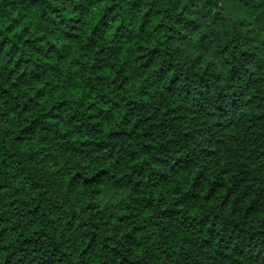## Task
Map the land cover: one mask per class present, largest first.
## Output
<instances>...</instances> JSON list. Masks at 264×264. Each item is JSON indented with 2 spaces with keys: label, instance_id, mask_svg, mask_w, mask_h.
<instances>
[{
  "label": "trees",
  "instance_id": "trees-1",
  "mask_svg": "<svg viewBox=\"0 0 264 264\" xmlns=\"http://www.w3.org/2000/svg\"><path fill=\"white\" fill-rule=\"evenodd\" d=\"M20 9L0 264H264V0H0V19Z\"/></svg>",
  "mask_w": 264,
  "mask_h": 264
},
{
  "label": "clouds",
  "instance_id": "clouds-1",
  "mask_svg": "<svg viewBox=\"0 0 264 264\" xmlns=\"http://www.w3.org/2000/svg\"><path fill=\"white\" fill-rule=\"evenodd\" d=\"M98 11H99V9H93V12H94V13H95V12H98ZM32 14H33V15H38V13H36L35 10H33V13H32ZM23 15H27V14L24 13L22 9H20V10H17L16 12L12 13L10 16H6V17L0 19V29H6V28H8L10 25H13V23H14V19H15L16 17L23 16ZM65 15H67V13H66ZM89 19H91V17H89ZM97 19H98V17H97ZM137 23H139V21H138ZM155 23H156V24H159V23H160V20H159V19L156 20ZM27 26H28V20H24L19 26L15 27L14 32H12V33L5 32L4 34H5L6 36H14L15 33L21 32L22 29L25 28V27H27ZM33 31H35V29H33ZM43 35H44L43 32H36V36H43ZM49 39H52V37H49ZM156 41H159V43H160L164 48L169 49V51H171L172 49H175V48H182V47H183V46L180 45V44L169 45L168 42H167V40H166V37H165L163 31L160 32V33L156 36V38L153 40L151 46H155ZM188 54H189V55H193V56L195 55L194 52H188ZM53 62H54V61H53ZM85 63H87V64L89 65V67H91V63H92V62H91L90 60L85 61ZM65 67H67V65H65ZM74 71H79V69H74ZM89 74H90V73H88L87 71H85V73L83 74L84 77H85V79L87 78V76H88ZM98 74H99V75H103V76H109V77H115V75H116L114 72L111 71L110 68H105V70H104L103 72L98 73ZM62 81H63V78H61V80L56 81V83L59 84V83H61ZM75 83H76L77 85H82V81H81V78H80L79 76H77V77L75 78ZM38 87H39V85H38ZM82 90H83L84 93H87V92L89 91V89L86 88V87H83ZM105 90H109V89H105ZM74 91H75V97H76V98H79V97L81 96V91H80L79 89H76V90H74ZM57 95H59V94L57 93ZM93 96H95V94H93ZM65 98H69V97L66 96ZM45 111H46V109H45ZM81 111H84V109H81ZM66 123H67V120H65V124H66ZM64 127H65L64 124H61V125H60V128H61L62 130L64 129ZM75 139H81V137H80V136H77V137H75ZM142 159H147V157H143ZM140 162H141V161H139V160H138V161H135V163H140ZM63 163H65V161H61V164H63ZM53 170H55V169H53ZM121 174H122V173H121ZM121 195H122V196H126V195H128V194H127V193H122ZM144 215L147 216V215H150V213H145Z\"/></svg>",
  "mask_w": 264,
  "mask_h": 264
},
{
  "label": "rangeland",
  "instance_id": "rangeland-1",
  "mask_svg": "<svg viewBox=\"0 0 264 264\" xmlns=\"http://www.w3.org/2000/svg\"><path fill=\"white\" fill-rule=\"evenodd\" d=\"M245 15H247V13H245Z\"/></svg>",
  "mask_w": 264,
  "mask_h": 264
}]
</instances>
